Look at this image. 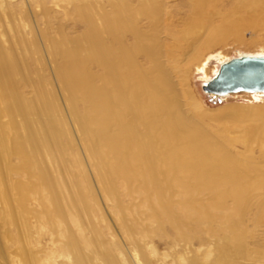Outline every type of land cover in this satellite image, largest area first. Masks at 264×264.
<instances>
[{"label":"bare ground","instance_id":"obj_1","mask_svg":"<svg viewBox=\"0 0 264 264\" xmlns=\"http://www.w3.org/2000/svg\"><path fill=\"white\" fill-rule=\"evenodd\" d=\"M190 1L0 0V264H264V119L211 134L184 89L230 33L264 56V0Z\"/></svg>","mask_w":264,"mask_h":264},{"label":"rangeland","instance_id":"obj_2","mask_svg":"<svg viewBox=\"0 0 264 264\" xmlns=\"http://www.w3.org/2000/svg\"><path fill=\"white\" fill-rule=\"evenodd\" d=\"M179 1L180 0H178V2ZM188 1L190 0H185L187 4L185 3L183 4V6L184 5L187 6V7L184 6L186 8V12L188 11L187 13H189L194 7L193 5H191L192 1H190L189 3ZM204 3L207 4L206 6L205 4L203 6V10L205 11L204 14L209 16L208 21L212 22L214 26L222 25V23H224L225 20L230 21L231 19H232L231 21L234 23L235 18L238 17L236 6L239 5L241 6V3L238 2L237 0H209V1L205 0ZM174 5H177V2L174 3ZM257 11L261 13L256 14L259 13ZM240 12L241 14H244L246 12V13H253V15L255 16L257 15L262 16L264 15V8L263 7L255 8V10H252L251 12L249 11V9L242 8ZM223 15L227 17L224 18ZM263 17L264 16L256 17L259 20V24L261 25H264ZM235 22H237V20ZM204 26L206 27V24H204ZM57 27H59L58 30ZM83 30H84L83 25L80 24L79 22L78 23L75 22L74 18L65 17L60 14L59 17L54 20L53 28L51 29V32L56 35L60 33L61 35H65V37L69 39H74ZM239 31L240 33L245 34L247 43L253 41L250 38L251 34L246 30V27H240ZM195 32L196 30H194V36L197 35L195 34ZM262 33H263L262 36H264V31H262ZM258 39L259 38H257V40ZM257 43L264 44V37L263 39H261V41H254V44ZM218 48L224 51V53L229 58H234L246 53L253 54L256 53L257 51L255 45L252 47H248L244 43L239 44V42L235 40V37L231 33L228 36L227 42L225 44L220 45ZM203 53L206 55L207 54L206 50ZM219 66H220V62H218L215 58L212 59V61H210L208 64L209 74L213 75L215 69ZM203 83H204V78L202 77V74H200L196 70L195 66H192L189 74V81L184 86V89L187 95H192L202 102L203 107L206 110V114L204 115V117L200 119L199 122L207 132H210L211 134H220L223 135V137H227V138H235V137L238 138L237 136L238 134L242 132H243L242 134H244V132H247L248 134L245 133L243 136L241 134L239 135L240 136L239 138L242 139V138H246L247 136H250L251 134H254L253 132H256L260 128L261 120L264 119V95L254 96L253 94H249V93L248 94L238 93V94L228 95L225 98H218L204 93L202 90ZM222 111H224V113ZM239 147H241L240 144Z\"/></svg>","mask_w":264,"mask_h":264},{"label":"water","instance_id":"obj_3","mask_svg":"<svg viewBox=\"0 0 264 264\" xmlns=\"http://www.w3.org/2000/svg\"><path fill=\"white\" fill-rule=\"evenodd\" d=\"M207 94L223 96L241 91H264V56H237L221 64L218 73L202 85Z\"/></svg>","mask_w":264,"mask_h":264}]
</instances>
